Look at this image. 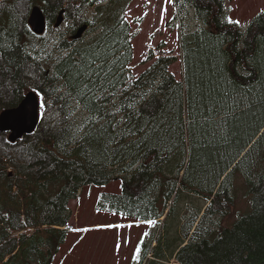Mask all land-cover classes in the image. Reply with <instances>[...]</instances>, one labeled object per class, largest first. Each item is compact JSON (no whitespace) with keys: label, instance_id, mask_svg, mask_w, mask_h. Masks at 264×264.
<instances>
[{"label":"trees","instance_id":"obj_1","mask_svg":"<svg viewBox=\"0 0 264 264\" xmlns=\"http://www.w3.org/2000/svg\"><path fill=\"white\" fill-rule=\"evenodd\" d=\"M133 1L0 0V111L40 103L31 135L0 133V264H53L70 201L115 180L95 209L156 224L133 264H264V11L242 26L227 0H173L180 78L151 51L134 77Z\"/></svg>","mask_w":264,"mask_h":264},{"label":"rangeland","instance_id":"obj_2","mask_svg":"<svg viewBox=\"0 0 264 264\" xmlns=\"http://www.w3.org/2000/svg\"><path fill=\"white\" fill-rule=\"evenodd\" d=\"M136 3L139 4L135 6ZM226 6L229 9V18L232 21L238 20L240 25L245 26L256 13L264 11V0H227ZM144 11L147 12V15H144L146 16V22L140 26L138 24ZM173 15V0H134L130 4L127 19L133 32L131 40L133 57L129 69L134 77H138L150 64L146 61L149 50L144 47V44L150 41V46H153L151 51L155 57L161 54L176 56L177 60L172 66V70L177 78H180L182 70L179 60L178 22L173 23ZM2 108L1 111L13 108V106L3 105ZM84 115L80 110L78 111V116ZM121 191L122 183L119 180L102 186L89 185L79 190L76 198L69 203L71 211L69 225L74 230L67 233L64 244L61 246L60 251L58 250L59 254L54 264H87L86 253L89 260L94 261L98 251L102 248L99 240L103 238V235L106 241L105 248H111L114 245L118 235L115 233L121 234L122 232L113 230L112 233L105 232L102 234L95 233L90 229L88 231L86 229L82 230L80 227L124 221L121 215L102 213L95 209L97 197L100 193L118 194ZM244 208L243 204L239 206L240 210ZM162 230L163 228L158 237L162 235ZM137 232L138 230H130L129 234H136ZM119 238H123L122 234ZM142 240H144V237L141 238ZM107 251L104 250V255L107 254Z\"/></svg>","mask_w":264,"mask_h":264},{"label":"water","instance_id":"obj_3","mask_svg":"<svg viewBox=\"0 0 264 264\" xmlns=\"http://www.w3.org/2000/svg\"><path fill=\"white\" fill-rule=\"evenodd\" d=\"M28 24L31 31L36 35H41L46 29V21L43 13L38 7H33L28 17ZM63 22V11L61 10L54 23L58 28ZM87 29L84 25L80 27L73 39L81 37ZM39 122V93L34 91L27 92L19 104L10 109L0 112V133L7 134V141L15 143L24 136H29L36 129Z\"/></svg>","mask_w":264,"mask_h":264},{"label":"crops","instance_id":"obj_4","mask_svg":"<svg viewBox=\"0 0 264 264\" xmlns=\"http://www.w3.org/2000/svg\"><path fill=\"white\" fill-rule=\"evenodd\" d=\"M138 4L139 3H136L135 6H137ZM145 19L146 17L143 14L142 17L140 18V22H139L140 26L146 22ZM155 225H156L155 223H150V222H132L129 219L127 221L124 218V221H120V222L114 221V222H109V223H104V224H94L91 226H81L80 229L82 230L86 229V231H88L90 229V230H93L95 233L99 232L102 234H104L105 232L112 233L113 230L115 231L118 230V232H122L121 234L123 237V238H119L121 234L115 233L118 235H117V238L115 239L114 245H112L111 248H108V247L105 248L106 241L103 235V238L99 240V243L102 245V248L100 251H98L95 260L90 261L89 256H87V253H86L87 264H133V261H134L133 258H134V254L136 252L138 243L141 241V238L143 237H144V240L146 239L145 241L150 240L152 232H154L156 229ZM70 226L71 225H69V227ZM73 230L74 228L71 226L68 232H71ZM130 230H136V231L138 230V232L136 234H129ZM61 246L59 247V251H60ZM152 246L153 244L151 245V247ZM104 250H108L106 255H104ZM59 251L55 255L54 262L57 259ZM170 262H171L170 264H177V263H174L175 261L173 260H171Z\"/></svg>","mask_w":264,"mask_h":264},{"label":"snow or ice","instance_id":"obj_5","mask_svg":"<svg viewBox=\"0 0 264 264\" xmlns=\"http://www.w3.org/2000/svg\"><path fill=\"white\" fill-rule=\"evenodd\" d=\"M228 22L229 23H235L237 25L239 24V21L238 20L237 21H232L231 18H229ZM150 223H155V222L154 221H150Z\"/></svg>","mask_w":264,"mask_h":264},{"label":"flooded vegetation","instance_id":"obj_6","mask_svg":"<svg viewBox=\"0 0 264 264\" xmlns=\"http://www.w3.org/2000/svg\"><path fill=\"white\" fill-rule=\"evenodd\" d=\"M27 20H28V17H27ZM27 25H28V22H27ZM29 26V25H28ZM29 28L31 29V27L29 26Z\"/></svg>","mask_w":264,"mask_h":264}]
</instances>
